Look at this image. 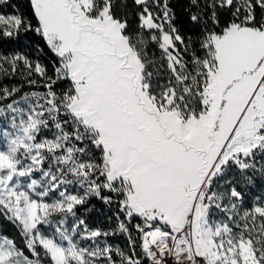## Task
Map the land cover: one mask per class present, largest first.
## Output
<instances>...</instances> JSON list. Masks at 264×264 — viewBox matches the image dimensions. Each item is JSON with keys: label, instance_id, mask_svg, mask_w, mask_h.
<instances>
[{"label": "snow or ice", "instance_id": "obj_1", "mask_svg": "<svg viewBox=\"0 0 264 264\" xmlns=\"http://www.w3.org/2000/svg\"><path fill=\"white\" fill-rule=\"evenodd\" d=\"M184 10L0 11V77H21L0 86V264H264V0Z\"/></svg>", "mask_w": 264, "mask_h": 264}, {"label": "trees", "instance_id": "obj_2", "mask_svg": "<svg viewBox=\"0 0 264 264\" xmlns=\"http://www.w3.org/2000/svg\"><path fill=\"white\" fill-rule=\"evenodd\" d=\"M10 2L13 4L12 8L3 7V8H0V11H3L5 13L13 12L15 11L16 6L18 4H24L26 3V0H10ZM186 2L187 0H171V5L173 7V10L177 14L178 26L182 25L185 28L188 27L187 15L184 10L186 7ZM19 83H21V77L19 76L12 77V78L0 77V86H11V85L19 84ZM23 90L24 91H43V89L40 87L33 88L30 86H26V85H23ZM249 195L264 196V178H260V177L256 178V184L254 188L252 189V192L249 193ZM93 203L96 204V208L93 210V212L87 214V223L93 229L106 228L110 224L108 217L111 215V213L108 212L107 208L102 206L99 202L93 201ZM71 222H72L71 218H69V223ZM0 230H2L4 233L8 235H15V229L12 228V226L9 225L2 218H0ZM108 239H109V242L117 244L122 248L126 247V238L124 236L109 237ZM84 244L85 246H87L88 242H84Z\"/></svg>", "mask_w": 264, "mask_h": 264}, {"label": "rangeland", "instance_id": "obj_3", "mask_svg": "<svg viewBox=\"0 0 264 264\" xmlns=\"http://www.w3.org/2000/svg\"><path fill=\"white\" fill-rule=\"evenodd\" d=\"M24 85H26V86H29V85H27V84H24ZM27 92H31V91H27ZM5 122L2 120V119H0V125H2V124H4Z\"/></svg>", "mask_w": 264, "mask_h": 264}]
</instances>
